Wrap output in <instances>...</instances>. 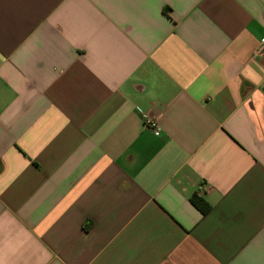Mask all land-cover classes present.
Wrapping results in <instances>:
<instances>
[{
	"label": "crops",
	"instance_id": "crops-1",
	"mask_svg": "<svg viewBox=\"0 0 264 264\" xmlns=\"http://www.w3.org/2000/svg\"><path fill=\"white\" fill-rule=\"evenodd\" d=\"M263 40L264 0H0V264H264Z\"/></svg>",
	"mask_w": 264,
	"mask_h": 264
},
{
	"label": "built area",
	"instance_id": "built-area-1",
	"mask_svg": "<svg viewBox=\"0 0 264 264\" xmlns=\"http://www.w3.org/2000/svg\"><path fill=\"white\" fill-rule=\"evenodd\" d=\"M256 57L260 58V59H264V40L262 42V45L259 49V51L256 53ZM144 121L146 123V126H148V128H150L155 135L159 136L161 134L160 132V127L157 123V121L154 118H151V116L144 114L143 115Z\"/></svg>",
	"mask_w": 264,
	"mask_h": 264
},
{
	"label": "trees",
	"instance_id": "trees-1",
	"mask_svg": "<svg viewBox=\"0 0 264 264\" xmlns=\"http://www.w3.org/2000/svg\"><path fill=\"white\" fill-rule=\"evenodd\" d=\"M197 199H198V198H197ZM196 202H197L198 205H201L200 203H203L201 199H198ZM203 208H204V210H206V206H205V207L202 206V209H203Z\"/></svg>",
	"mask_w": 264,
	"mask_h": 264
}]
</instances>
